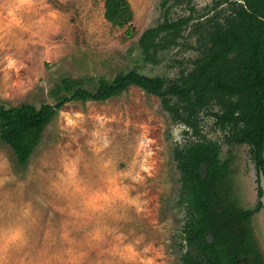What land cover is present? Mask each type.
<instances>
[{
  "label": "rangeland",
  "instance_id": "374dc122",
  "mask_svg": "<svg viewBox=\"0 0 264 264\" xmlns=\"http://www.w3.org/2000/svg\"><path fill=\"white\" fill-rule=\"evenodd\" d=\"M165 1L172 19L217 12V0H129L134 31L127 36L105 19L106 0H0V103L57 104L70 96L58 92L63 78L95 91L101 78L112 82L132 70L169 80L191 71L200 57L196 20L156 63L139 47L143 32L163 21ZM218 112L203 111L199 125L221 144L229 167L223 199L255 209L252 149L226 143L231 130L216 126ZM196 140L161 98L136 86L103 102L65 103L24 168L0 139V236L25 230L22 243L0 242V264H183L182 255L194 250L183 240L189 197L175 151ZM251 227L264 258L263 212Z\"/></svg>",
  "mask_w": 264,
  "mask_h": 264
},
{
  "label": "trees",
  "instance_id": "16d2710c",
  "mask_svg": "<svg viewBox=\"0 0 264 264\" xmlns=\"http://www.w3.org/2000/svg\"><path fill=\"white\" fill-rule=\"evenodd\" d=\"M179 1V0H176ZM228 4L227 9L221 8ZM164 19L143 32L139 47L145 60L157 62L159 51L179 44L184 32L195 21L192 16L170 18L167 1ZM217 12L193 23L199 34L200 57L194 68L177 79L150 77L136 70L117 76L112 82L101 78L95 91L83 81L63 78L57 86L65 97L57 104H32L5 107L0 103V139L14 152L24 168L40 146L47 126L65 103L73 100L103 102L120 96L131 86L161 98L162 105L177 123L192 130L197 140L184 150L175 151L177 168L182 175L183 196L189 197V219L184 241L194 251L182 255L183 264H264L251 227V211L220 195L225 167L220 166V149L200 131V115L218 106L213 113L216 126L230 128L238 142L253 146L258 168L264 169V0H217ZM134 14L129 0H106L105 19L115 27L126 28L131 36ZM209 167L204 180L202 165ZM224 169V170H223ZM213 242H208V236Z\"/></svg>",
  "mask_w": 264,
  "mask_h": 264
},
{
  "label": "flooded vegetation",
  "instance_id": "af4514ba",
  "mask_svg": "<svg viewBox=\"0 0 264 264\" xmlns=\"http://www.w3.org/2000/svg\"><path fill=\"white\" fill-rule=\"evenodd\" d=\"M229 128V127H228ZM200 138H205V139H207V140H209L205 135H203V136H201ZM227 139H228V141H227ZM237 139H239L238 137H233V135H228V138L227 137H225V140H226V143L228 142H230V144H243V145H248V146H250L251 147V149L253 150V146L252 145H250L249 143H247V142H245V141H240V142H238L237 141ZM209 141H211V142H214V143H217L218 144V146H219V149H220V166H224L225 167V173H223V180H221V182H222V184L220 183V184H218V183H215V186L214 187H219V185H221L220 186V195H222V196H224V195H226V193L228 194L229 192H228V188H224V187H222L223 186V182H224V177H225V175H226V172H227V170H228V166H226V162H222L221 161V151H222V146H221V144L220 143H218V142H215V141H212V140H209ZM252 156H253V154H252ZM262 156H263V160H264V141H263V145H262ZM253 158H254V156H253ZM254 161H255V159H254ZM256 163V162H255ZM203 166V165H202ZM256 166H257V164H256ZM207 167H208V165H207ZM257 169H258V184H259V192H258V195H259V201H258V204H257V206H256V208L255 209H252V210H245V211H251L252 213H253V215H252V217H251V221H252V218H253V216L256 214V213H259V212H263V214H264V204H263V202H262V198H263V195H264V190H263V187H262V176L264 177V169L263 168H258V166H257ZM201 170H202V167H201ZM201 170H200V174L202 175V173H201ZM207 170H208V175H207V178H208V176H209V167L207 168ZM224 170V169H223ZM203 177V176H202ZM207 178L206 179H204V180H207ZM225 192V193H224ZM255 237V236H254ZM256 242H257V240H256ZM257 245H258V243H257ZM259 249V248H258ZM260 251V250H259ZM261 253V252H260ZM262 255V254H261ZM262 258H263V255H262ZM263 260H264V258H263Z\"/></svg>",
  "mask_w": 264,
  "mask_h": 264
},
{
  "label": "clouds",
  "instance_id": "9594fccd",
  "mask_svg": "<svg viewBox=\"0 0 264 264\" xmlns=\"http://www.w3.org/2000/svg\"><path fill=\"white\" fill-rule=\"evenodd\" d=\"M25 240V230L23 226H17L6 235L0 236V242L8 245L19 244Z\"/></svg>",
  "mask_w": 264,
  "mask_h": 264
},
{
  "label": "water",
  "instance_id": "95a60500",
  "mask_svg": "<svg viewBox=\"0 0 264 264\" xmlns=\"http://www.w3.org/2000/svg\"><path fill=\"white\" fill-rule=\"evenodd\" d=\"M207 168H208L207 167V164L204 163L203 166H202V170H201V173H202V176H203L204 179H206L207 178V175H208ZM261 178H262V187H263V190H264V177L262 176ZM262 202L264 204V195H263V198H262ZM207 239H208V242L209 243H212L213 242V237L211 235H209Z\"/></svg>",
  "mask_w": 264,
  "mask_h": 264
}]
</instances>
